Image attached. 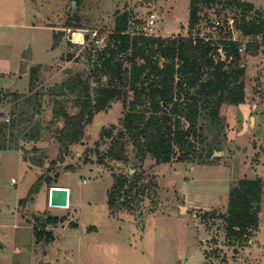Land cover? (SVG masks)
I'll use <instances>...</instances> for the list:
<instances>
[{
    "label": "rangeland",
    "instance_id": "rangeland-1",
    "mask_svg": "<svg viewBox=\"0 0 264 264\" xmlns=\"http://www.w3.org/2000/svg\"><path fill=\"white\" fill-rule=\"evenodd\" d=\"M72 1L0 0V127L7 147L0 149V264H264V187L259 227L246 240L229 245L223 219L209 216L226 211L233 181L260 177L264 183V53L239 51L245 100L220 109L226 137L221 133L214 143L218 155L207 156L213 131L194 138L192 160L156 163L149 154L140 160L128 143L127 161L104 158L100 163L111 142L100 137V130L117 124L122 102L113 101L96 113L80 141L65 145L56 138L63 120L53 116L54 100H62L69 113L78 108L73 95L56 97L54 91L75 72L91 74L97 50L114 28L116 11H130L131 22L139 24L154 13L153 36H186L190 0H83L79 6ZM217 1L225 0L200 6L197 26L212 39L219 30L209 26L211 21L240 17ZM242 1L264 11V0ZM75 13L80 28H65V20ZM254 16L251 12L248 18ZM231 27L236 40L251 39L240 34L234 21ZM57 30H64L63 35L52 48ZM75 31L81 41L73 39ZM33 67L37 70L30 87ZM25 96L32 103L26 105ZM33 132L38 137L28 138ZM34 158H41L42 165L33 164ZM42 174L50 182L19 203ZM134 174L145 191L132 189L130 207L121 204L123 197L110 207L107 193L116 177L131 180ZM58 185L70 188L66 208L48 204L50 187ZM44 212L62 221L47 226L53 241L38 243L35 216Z\"/></svg>",
    "mask_w": 264,
    "mask_h": 264
},
{
    "label": "trees",
    "instance_id": "trees-1",
    "mask_svg": "<svg viewBox=\"0 0 264 264\" xmlns=\"http://www.w3.org/2000/svg\"><path fill=\"white\" fill-rule=\"evenodd\" d=\"M74 1L77 6L83 2ZM217 2L239 11V19L233 17L234 25L240 34L251 39L245 43L233 40L222 27L216 28L219 30L217 39H212L205 32L201 34L197 28L201 19L200 6H210L216 0H190L186 36L143 35L140 21L131 22L130 11H116L114 28L107 44L97 50L91 74L75 72L54 91L56 97L73 95L74 105L78 108L77 112L69 113L63 101L55 98L53 116L63 120L62 127L56 132L57 140L65 145L79 142L85 126L92 122L94 115L106 110L111 102L120 100L123 114L117 124L111 123L100 130V137L111 139L106 152L99 157L100 163L104 158L127 161L128 143L138 152L140 160H144L147 154L156 163H168L174 158L182 162L192 160L196 155L194 138L213 131V144H209L207 156L219 151L214 143L219 142V134L222 133L223 139L226 137L221 107L238 105L245 100L242 79L245 66L240 62L239 47L244 44L245 55L264 53V11L248 1ZM251 12L255 16L248 18ZM79 21L75 13L65 20L64 27L80 28ZM63 31L53 32L52 48L59 45ZM36 70L37 67L30 70V87L34 84ZM90 77H93L94 85ZM25 101L26 105L32 103L30 96H25ZM12 122L14 124V120ZM3 131L0 127V149L7 148ZM37 137V132L28 135L30 139ZM177 151L178 156L175 157ZM32 163L41 166L43 161L34 158ZM138 179L135 174L131 180L117 176L107 193V204L113 208L118 198L123 197L121 204L130 207L132 189L136 188V193L145 191L138 184ZM50 180L49 176L42 174L19 203L31 199L41 183ZM263 187L260 177L237 179L229 186L226 211L209 213L210 217L221 218L225 222L229 245L246 240L252 230L258 229ZM35 220L36 242L53 241L54 233L47 226L62 221V218L44 212L35 216Z\"/></svg>",
    "mask_w": 264,
    "mask_h": 264
},
{
    "label": "built area",
    "instance_id": "built-area-1",
    "mask_svg": "<svg viewBox=\"0 0 264 264\" xmlns=\"http://www.w3.org/2000/svg\"><path fill=\"white\" fill-rule=\"evenodd\" d=\"M155 17H156L155 14L151 13L146 18H144L143 22L141 23V30H142L141 33L143 35H146V36L152 35L151 31H153V28L155 26ZM210 23H211L212 27L215 29L219 28V27L224 28L226 31H228L230 33L231 39L236 40L234 35H232V33L234 31V30H232V27H231V24L233 25V18L232 17L227 18L226 24H223L222 21H220L219 19L211 21ZM202 33L203 32H201V34ZM242 50H244V44H242V46L239 47V51H242ZM219 51H221V49H219ZM13 181H14V179L11 178V182H13ZM68 191H69V189H68ZM229 264H239V263H237L236 261H231V262H229Z\"/></svg>",
    "mask_w": 264,
    "mask_h": 264
},
{
    "label": "water",
    "instance_id": "water-1",
    "mask_svg": "<svg viewBox=\"0 0 264 264\" xmlns=\"http://www.w3.org/2000/svg\"><path fill=\"white\" fill-rule=\"evenodd\" d=\"M72 4H75V1H72ZM219 151H214V155H218ZM68 198H69V191L68 188L64 186H51L49 191V206L51 207H68Z\"/></svg>",
    "mask_w": 264,
    "mask_h": 264
},
{
    "label": "crops",
    "instance_id": "crops-1",
    "mask_svg": "<svg viewBox=\"0 0 264 264\" xmlns=\"http://www.w3.org/2000/svg\"><path fill=\"white\" fill-rule=\"evenodd\" d=\"M48 27V26H47ZM224 106V105H223ZM222 106V107H223ZM233 106H236V105H233ZM252 107H256V104H253V106ZM254 108H252V110L254 109ZM254 119H255V121H257L258 120V116H254ZM231 131L228 133V140L229 139H231L230 137H231ZM58 186H63V185H58ZM68 189H69V198H68V204H70V188L68 187ZM263 203V202H262Z\"/></svg>",
    "mask_w": 264,
    "mask_h": 264
},
{
    "label": "bare ground",
    "instance_id": "bare-ground-1",
    "mask_svg": "<svg viewBox=\"0 0 264 264\" xmlns=\"http://www.w3.org/2000/svg\"><path fill=\"white\" fill-rule=\"evenodd\" d=\"M73 39L75 41H81V39H82L81 33L75 31L74 34H73Z\"/></svg>",
    "mask_w": 264,
    "mask_h": 264
},
{
    "label": "clouds",
    "instance_id": "clouds-1",
    "mask_svg": "<svg viewBox=\"0 0 264 264\" xmlns=\"http://www.w3.org/2000/svg\"><path fill=\"white\" fill-rule=\"evenodd\" d=\"M65 187V186H64ZM66 188H68V187H66ZM69 205V204H68Z\"/></svg>",
    "mask_w": 264,
    "mask_h": 264
}]
</instances>
